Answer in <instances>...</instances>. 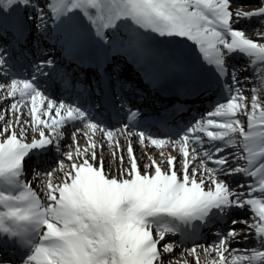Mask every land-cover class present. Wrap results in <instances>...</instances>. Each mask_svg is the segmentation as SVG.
Instances as JSON below:
<instances>
[{
  "label": "snow or ice",
  "instance_id": "1",
  "mask_svg": "<svg viewBox=\"0 0 264 264\" xmlns=\"http://www.w3.org/2000/svg\"><path fill=\"white\" fill-rule=\"evenodd\" d=\"M256 2L244 12L237 0H0V99L12 98L5 101L12 118L0 108V248L18 256H0V264H173L164 254L182 246L180 255L196 256V264L197 248L215 253L205 264H264V102L255 87L250 97L245 92L234 64L229 70L243 55L264 85V31L237 26L264 23V0ZM53 49L91 69L87 87L83 73L57 68L47 55ZM22 59L30 72H17ZM121 59L154 86L172 77L182 94L214 86L221 98L174 138L155 137L140 125L164 124L168 110L150 116L130 106ZM57 85L69 99L48 94ZM65 132L75 153L61 151ZM77 133L89 140L83 149ZM97 133L117 148V133L135 135L161 149L162 159L145 155L141 167L129 140L127 164L121 156L118 168L105 170ZM48 152L55 167L32 168L41 196L26 158ZM235 210L249 212L251 222L233 218ZM226 217L246 227L217 229L212 243H195L201 228ZM253 230L256 247L230 249L239 232Z\"/></svg>",
  "mask_w": 264,
  "mask_h": 264
},
{
  "label": "bare ground",
  "instance_id": "2",
  "mask_svg": "<svg viewBox=\"0 0 264 264\" xmlns=\"http://www.w3.org/2000/svg\"><path fill=\"white\" fill-rule=\"evenodd\" d=\"M123 142H124L123 140H119V147H118V148H117V147L115 148V145H113L114 150H119V151L122 152V145H123ZM96 151H97V150H96ZM115 152H118V151H115ZM102 153H103V152H102ZM102 153H97V155H98V158H99L100 156L103 157L104 163H105V165H106L107 168H108V165H109V164H111L112 167H113V165H115V167H117V165L120 164L119 159H118L117 162L115 163V160L110 159V157H108V156H103ZM118 153H120V152H118ZM122 156L124 157L123 153H122ZM125 161H126V160H125ZM124 164H125V162H124ZM165 264H167V263H165Z\"/></svg>",
  "mask_w": 264,
  "mask_h": 264
},
{
  "label": "rangeland",
  "instance_id": "3",
  "mask_svg": "<svg viewBox=\"0 0 264 264\" xmlns=\"http://www.w3.org/2000/svg\"><path fill=\"white\" fill-rule=\"evenodd\" d=\"M244 5V4H243ZM245 6H248V5H245ZM257 6V5H256ZM256 29V28H255ZM260 29L261 30H263V28L261 27V28H258V31H260ZM257 35V34H256ZM252 39H257L258 40V37L257 36H254ZM259 42V41H258Z\"/></svg>",
  "mask_w": 264,
  "mask_h": 264
}]
</instances>
